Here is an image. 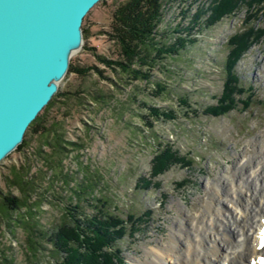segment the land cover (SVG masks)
<instances>
[{
  "label": "rangeland",
  "instance_id": "obj_1",
  "mask_svg": "<svg viewBox=\"0 0 264 264\" xmlns=\"http://www.w3.org/2000/svg\"><path fill=\"white\" fill-rule=\"evenodd\" d=\"M118 1L99 0L84 15L81 28L86 29V35H82L80 47L70 55L69 64L88 69L81 74L67 70L56 90L87 86L103 91L104 101L96 102L84 90V106L71 111L63 128L64 137L80 138L83 142L77 160L72 159L74 148L67 150L62 160L64 167L75 180L83 178L90 182V189L81 193L78 200L76 196L65 200L69 194L64 188L62 207L44 201L38 220L49 230L59 223L65 206L69 207L65 213L69 215L75 213L73 205L77 203L81 206L76 217L83 226L82 219L96 212V199L101 196L107 199L105 209L115 213L123 225L116 242L120 250L117 259H121V264H134L136 260L149 258L147 251L156 253L159 247L167 245L173 228L189 229L184 251L190 244L199 247L202 228L208 233L220 222V212L233 211L229 200L242 198L240 190H246L245 181L254 180L257 186L261 182L258 172L264 157L260 160L258 155L264 152V10L253 17L257 8H251L247 25L252 27L256 39H251L234 64L243 91L230 93L232 100L224 102L225 105L231 102L230 107L213 114L204 109L216 104L218 97L225 99L222 87L226 77L223 69L226 41L245 24L244 5L206 27L201 25L211 0H162L156 39L172 42L180 35L192 42L187 41L170 58L156 57L151 65L143 64L141 70L148 72V79H144L116 71L96 57L98 54L114 59L117 55L108 32L111 11ZM194 11H201L196 22L192 21ZM156 80L165 82L166 93L151 94L149 89ZM239 86L237 89L241 90ZM181 95L188 105L177 101ZM142 101L171 107L172 119H151L145 114ZM50 109L52 112L53 107ZM149 120L151 125L145 123ZM29 134L26 130L23 137L29 138ZM158 144L168 146L174 155V160L161 170L154 169L153 163ZM28 151V148L15 149L0 160L1 190L7 189L4 177L9 164L23 163L22 152ZM247 159L251 161L246 163ZM79 162L86 163L88 168L84 169L85 165L81 167ZM72 183L71 180L67 186ZM10 190L16 193L13 187ZM216 191L221 201L212 199ZM1 230L5 231L0 229V233ZM7 234L2 233L1 242L12 247L13 264L54 263V257L49 256L48 241L41 243L32 257V252L22 247L23 232L19 227L14 229V235ZM89 254L87 260L96 259L93 253ZM111 255L104 257L106 264ZM221 259L220 256L215 264H221Z\"/></svg>",
  "mask_w": 264,
  "mask_h": 264
},
{
  "label": "trees",
  "instance_id": "obj_2",
  "mask_svg": "<svg viewBox=\"0 0 264 264\" xmlns=\"http://www.w3.org/2000/svg\"><path fill=\"white\" fill-rule=\"evenodd\" d=\"M161 3L162 0L118 1L111 11L108 32V36L115 43L117 55L114 59L98 54L96 57L116 71L130 73L134 78L148 79V72L141 70L143 64L151 65L156 57H159V60L164 57L170 58L177 54L187 41L192 42L189 37L180 35H177L172 42H165L162 38L156 39L155 34L162 17ZM240 5H244L247 14L244 19L245 24L234 31L226 41L227 54L223 64L226 77L222 87V95L225 99L218 97L216 104L207 105L204 109L213 114L222 113L230 107L231 102L225 105L231 99L230 93L243 91L234 72V64L251 39L255 38L252 27L247 25L251 8L253 6L257 8L253 17L257 16L264 10V0H211L206 7L208 15L204 17L201 25L206 27L213 25L223 16L232 14ZM200 12L194 11L192 21L198 18ZM82 35H86L84 27ZM91 68L100 72L95 66ZM87 69L88 67L75 68L70 64L67 68L68 71L74 70L80 74ZM165 85V82L156 80L149 90L152 95L153 92L162 95L168 91ZM237 86L241 90H238ZM84 90L92 100L104 101L101 89L91 90L87 86L75 90L57 91L29 122L26 128L30 133L29 138L23 137L16 147L21 150L28 148L29 151L22 152L23 163L9 164L8 173L4 177L7 189H0V229L5 230H1L0 233V264H13L12 247L3 244L1 237L2 233L8 232L14 235L16 227L23 232L22 247L32 252V257L45 241L50 244L49 256L54 257V263L28 261L26 264H106L104 257L110 254L112 255L108 260L109 264H121V259H117L116 256L120 251L116 242L121 236L119 229L123 225L120 224L121 219L115 213L105 209L107 199L101 196L96 199L99 206H96L95 213L82 219L83 226L79 225L81 219L76 217V210L81 206L77 203L73 205V209L76 208L75 213L69 215L65 214L69 210V207L65 206L66 211L61 215L59 223L52 225L49 230L43 228L38 220L44 201L48 200L47 203L50 205L58 207L59 204L62 207L60 199L63 198L61 192L64 188H67L69 194L64 197L65 200H70L71 196H76L78 200L81 193L90 189L91 183L83 178L75 180L74 175L71 176L65 169L62 161L70 148L75 150L72 159L77 160L81 155L83 142H80V138L69 140L64 137L63 128L68 122V116L72 114L71 111L84 106L82 97ZM177 101L188 105L185 96H179ZM142 102L145 114L151 119L158 117L172 119L171 107H158L146 101ZM51 107H53L52 112ZM145 123L151 125V120ZM135 131L138 133V130ZM158 147L155 153L157 156L153 161L155 166L154 164L153 166L154 169L161 170L174 160V155L168 146L163 147L158 144ZM82 164L85 165L84 169L89 166L79 162L81 167ZM71 180L72 185L67 186ZM12 187L16 190L15 194L11 193ZM89 253H93L96 259L92 257L91 260H87L91 255Z\"/></svg>",
  "mask_w": 264,
  "mask_h": 264
},
{
  "label": "water",
  "instance_id": "obj_3",
  "mask_svg": "<svg viewBox=\"0 0 264 264\" xmlns=\"http://www.w3.org/2000/svg\"><path fill=\"white\" fill-rule=\"evenodd\" d=\"M99 0H0V160L56 92Z\"/></svg>",
  "mask_w": 264,
  "mask_h": 264
},
{
  "label": "bare ground",
  "instance_id": "obj_4",
  "mask_svg": "<svg viewBox=\"0 0 264 264\" xmlns=\"http://www.w3.org/2000/svg\"><path fill=\"white\" fill-rule=\"evenodd\" d=\"M258 157L263 159L264 152H260ZM250 161L247 159L246 163ZM246 163L242 166L245 167ZM258 177L261 178L258 186L254 180H247L246 190H240L242 198L239 199L241 196L238 195L237 199L229 200L233 211L226 214L220 212L222 218H218L220 222H216V228L212 227L208 233L202 228L200 233L203 234L198 237L201 242L199 247L190 244L184 251L183 245L188 239L189 229L183 225L185 227L181 231L172 229L167 245L159 247L156 253L147 251L146 256L149 258L136 260L134 264H215L220 256L221 264H242L251 255L264 254V245L260 249L255 248L258 242L256 234L260 233L259 220L264 217V164L260 167ZM215 194L212 199L221 201L217 191ZM170 259H173L172 263Z\"/></svg>",
  "mask_w": 264,
  "mask_h": 264
}]
</instances>
